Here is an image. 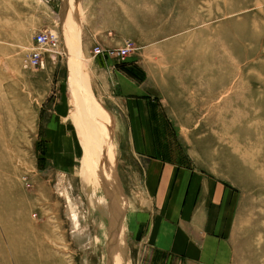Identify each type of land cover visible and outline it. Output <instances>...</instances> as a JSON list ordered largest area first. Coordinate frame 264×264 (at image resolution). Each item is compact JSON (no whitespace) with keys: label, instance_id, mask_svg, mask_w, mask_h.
<instances>
[{"label":"rangeland","instance_id":"obj_1","mask_svg":"<svg viewBox=\"0 0 264 264\" xmlns=\"http://www.w3.org/2000/svg\"><path fill=\"white\" fill-rule=\"evenodd\" d=\"M104 3H68L51 29L59 48L43 50L44 65L35 68L29 13L44 11L41 1L0 0V264H114L115 256L134 264L121 226L120 134L93 83L102 56L148 83L183 155L234 192L233 264H264V0ZM92 15L113 19L104 23L122 40L117 48L132 42L125 60L80 45L77 31L97 23ZM67 95L84 155L72 172H43L50 157L41 129Z\"/></svg>","mask_w":264,"mask_h":264},{"label":"crops","instance_id":"obj_2","mask_svg":"<svg viewBox=\"0 0 264 264\" xmlns=\"http://www.w3.org/2000/svg\"><path fill=\"white\" fill-rule=\"evenodd\" d=\"M40 1L44 11L29 13L37 32L56 29L65 19L68 3L75 4V0ZM92 1L106 4L80 0L82 9ZM92 17L94 26L81 25L77 31L82 47L92 51L97 45L104 49L122 45L104 23L112 18ZM97 63L100 72L93 83L116 118L118 148L124 153L125 171L120 175L127 203L122 225L134 264H233L228 234L234 192L183 155L174 127L146 81L129 75L110 58L102 56ZM69 110L67 95L41 129L50 157L43 172H72L83 154Z\"/></svg>","mask_w":264,"mask_h":264},{"label":"built area","instance_id":"obj_3","mask_svg":"<svg viewBox=\"0 0 264 264\" xmlns=\"http://www.w3.org/2000/svg\"><path fill=\"white\" fill-rule=\"evenodd\" d=\"M36 46L32 53L29 55L28 63L30 66L39 68L44 65L43 50H50L56 52L60 46V36L55 30L40 31L35 35ZM133 49L132 42L126 40L125 44L121 48H109L103 49L97 45L94 47V55H107L108 57H118L121 60H125L128 52Z\"/></svg>","mask_w":264,"mask_h":264},{"label":"bare ground","instance_id":"obj_4","mask_svg":"<svg viewBox=\"0 0 264 264\" xmlns=\"http://www.w3.org/2000/svg\"><path fill=\"white\" fill-rule=\"evenodd\" d=\"M84 82V81H83ZM85 84V83H84ZM82 96V95H81ZM80 100V99H79ZM83 100V99H82ZM87 100H89V99H87ZM84 101V100H83ZM86 101V100H85ZM83 103V102H82ZM96 103V102H95ZM85 104H87V103H85ZM90 106V105H89ZM97 106V105H96ZM85 107H86V105H85ZM86 109V108H85ZM96 110V109H95ZM82 115H91V114H93V112H92V110H89V109H87V110H83L82 109ZM99 114V116H100V113H98ZM86 122H89V118L88 119H86L85 120ZM89 123H87L86 125H85V127L86 128H88L89 127ZM90 127H92L91 125H90ZM91 130H92V128H91ZM82 131V130H81ZM99 132V131H98ZM81 136V135H80ZM83 137V136H82ZM85 138H86V136H85ZM92 138L91 137H87L86 138V143H87V146H88V144L89 145H91V144H93V142H92ZM83 143H84V140H83ZM84 145H85V143H84ZM89 148H87V150H88ZM81 167V166H80ZM79 167V168H80ZM87 168V169H86ZM87 171H89L90 170V167L89 166H87V163L86 164H84L81 168H80V170H79V172L81 173V175H82V179H83V181H87V178H86V170ZM107 179V178H106ZM97 195H99V193H97ZM95 196V195H94ZM93 198H95V197H93ZM94 202V205L95 204H97V201H93ZM100 202L101 203H103V204H107V205H109V202H107V199H106V197L105 198H103V197H101L100 198ZM89 205H91V204H89ZM101 205V204H100ZM97 211H99V206H98V209H97ZM108 214H109V212H108ZM120 225V224H119ZM122 227H124L123 225H121ZM120 235V234H119ZM113 239V238H112ZM126 246V245H125ZM126 248V247H125ZM120 253V252H119ZM122 253V252H121ZM121 255V254H120ZM119 255V256H120ZM114 259H115V263L114 264H122V262L121 261H119V260H121L119 257H117V256H115L114 257ZM128 263V262H127ZM109 264V263H108Z\"/></svg>","mask_w":264,"mask_h":264},{"label":"trees","instance_id":"obj_5","mask_svg":"<svg viewBox=\"0 0 264 264\" xmlns=\"http://www.w3.org/2000/svg\"><path fill=\"white\" fill-rule=\"evenodd\" d=\"M125 71H126L129 75L133 76L129 69H125ZM133 77H134V76H133Z\"/></svg>","mask_w":264,"mask_h":264}]
</instances>
